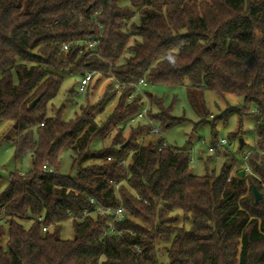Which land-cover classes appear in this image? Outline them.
I'll return each mask as SVG.
<instances>
[{
	"label": "trees",
	"instance_id": "obj_1",
	"mask_svg": "<svg viewBox=\"0 0 264 264\" xmlns=\"http://www.w3.org/2000/svg\"><path fill=\"white\" fill-rule=\"evenodd\" d=\"M66 73L126 84L105 122L89 105L71 122L60 111L48 116ZM140 80L185 87L201 118L207 92L241 97L217 119L238 116L237 139L242 118L254 117L249 172L230 159L219 173L196 176L186 148L158 151L154 136L140 144L147 127L129 121L143 101L128 100ZM146 95L162 130L182 121L153 113ZM2 122L11 123L12 138H1L13 144L15 164L30 156L31 167L11 173L0 193V264H264V0H0ZM64 151L73 178L58 172ZM92 198L124 208L115 233ZM68 221L73 239L65 241Z\"/></svg>",
	"mask_w": 264,
	"mask_h": 264
},
{
	"label": "rangeland",
	"instance_id": "obj_2",
	"mask_svg": "<svg viewBox=\"0 0 264 264\" xmlns=\"http://www.w3.org/2000/svg\"><path fill=\"white\" fill-rule=\"evenodd\" d=\"M82 75L79 73L68 74L64 76V82L57 96L49 103L47 114L54 117L60 111L61 119L64 122H71L80 116L81 108L89 106L96 107L98 114L96 122H105L114 111L118 104L119 96L114 89V83L109 78H99L94 76L86 87L84 93H79L78 88ZM72 90V92H70ZM148 94L154 97L152 105L153 113H159L160 110L170 111L172 118L182 120L179 124L168 128L165 131V139L171 148H186L192 150L190 169L196 176H202L206 173H219L224 163H229L233 159L237 165L241 166L243 156L254 149V117L244 116L241 120L242 135L237 139L232 138L239 127L240 120L238 116L231 115L226 121L217 119L227 107H240L243 104L241 97L234 95L219 98L211 92L204 95L205 111L207 114L201 118L190 104L185 87H170L166 85H147L144 88ZM106 99L103 101V99ZM103 101V105L99 103ZM162 104V105H161ZM207 121L203 123L202 121ZM215 122L211 125L210 122ZM11 123H0V193L3 192L9 184V175L13 172L27 173L31 167L30 156H26L21 164H15L13 144L6 138H12L13 131L10 129ZM212 129L214 136H212ZM127 127L124 129V137L127 135ZM111 137L102 142L96 138L91 142L90 150L99 151L111 142ZM239 139H242L244 146L239 149ZM224 140L227 145L218 149L215 154L208 152V148L216 142ZM227 154L228 156H225ZM70 151H64L60 155V165L58 172L66 177H75L77 170L72 169V158ZM90 163L84 164L87 166ZM25 229L31 225L30 221L22 223ZM60 238L62 240H72L73 230L71 222L63 224Z\"/></svg>",
	"mask_w": 264,
	"mask_h": 264
},
{
	"label": "built area",
	"instance_id": "obj_3",
	"mask_svg": "<svg viewBox=\"0 0 264 264\" xmlns=\"http://www.w3.org/2000/svg\"><path fill=\"white\" fill-rule=\"evenodd\" d=\"M100 39H101V37H97L95 39L90 40L89 42H87L86 48L89 50L96 49V47L100 43ZM63 49L67 50V47L65 46ZM92 79H93L92 73H87V74L82 76V79L80 81V85L78 88L79 93L85 92L86 87L89 85V83ZM125 85H126L125 83H120L119 81L114 82V88L116 91H119L120 89L124 88ZM147 85L148 84L145 80H140L137 84L131 85L133 88V91L129 94L128 100L130 101L135 96L139 95L143 101V108L135 117L130 119L129 123L134 124V123L139 122V123H143L144 125H146L147 130L145 131L144 135L139 140L140 144H143L147 137L154 136V137L161 139V144H160V147L158 148V151H160L163 148H171L165 139V131L162 130L159 127V125L155 121L151 120L148 116L150 103H149L148 97L146 95V92L144 91V88ZM226 145H227L226 141L220 140V141L216 142V144L211 145L208 148V152L211 154H214L217 152L218 149H221V148L225 147ZM186 149H187V153L190 155V163H191V162H193V160L191 158V152H192L191 150L192 149L190 147H186ZM250 155H251V152L244 155L243 160L241 162V165L248 172H249L248 159H249ZM44 170H45V167H44ZM90 202L92 204H96V211L100 215H112V220L109 224L107 232L108 233H115L116 232L115 224L122 221L124 218V208L122 207V205H120L117 208H107V207H103L101 205H98L93 198L90 200ZM40 221H41V219H40ZM42 231L46 232L47 229L43 228Z\"/></svg>",
	"mask_w": 264,
	"mask_h": 264
},
{
	"label": "water",
	"instance_id": "obj_4",
	"mask_svg": "<svg viewBox=\"0 0 264 264\" xmlns=\"http://www.w3.org/2000/svg\"><path fill=\"white\" fill-rule=\"evenodd\" d=\"M37 100H35L34 102L31 103V107H33L36 104ZM244 146V142L242 139H239V149H241ZM239 176H242L243 173L239 172L238 174ZM253 191V196H254V200L255 201H259L262 199V195L260 193H258V191L256 190L255 187L252 188Z\"/></svg>",
	"mask_w": 264,
	"mask_h": 264
},
{
	"label": "crops",
	"instance_id": "obj_5",
	"mask_svg": "<svg viewBox=\"0 0 264 264\" xmlns=\"http://www.w3.org/2000/svg\"><path fill=\"white\" fill-rule=\"evenodd\" d=\"M115 89V88H114ZM71 91V90H70Z\"/></svg>",
	"mask_w": 264,
	"mask_h": 264
}]
</instances>
